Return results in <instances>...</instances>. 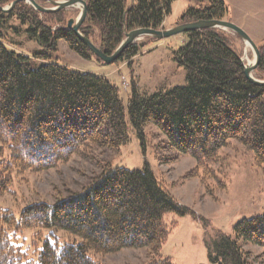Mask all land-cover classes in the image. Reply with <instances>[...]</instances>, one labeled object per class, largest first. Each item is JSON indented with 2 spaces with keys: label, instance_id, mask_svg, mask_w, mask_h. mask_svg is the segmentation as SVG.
Masks as SVG:
<instances>
[{
  "label": "trees",
  "instance_id": "16d2710c",
  "mask_svg": "<svg viewBox=\"0 0 264 264\" xmlns=\"http://www.w3.org/2000/svg\"><path fill=\"white\" fill-rule=\"evenodd\" d=\"M13 1L0 0V7ZM85 1L88 12L81 32L111 55L127 32L164 28L174 0ZM64 11L41 17L24 2L10 12L0 9V196L9 191L15 171H46L76 155L96 161L103 152L127 145L132 133L144 141L150 124L166 137L164 149L195 159V167L183 178L198 179L213 198L207 181L217 174L211 167L231 141L252 151L256 165L264 166V86L247 78L242 56L225 30L185 33L186 41L173 50V58L185 68L187 85L146 94L133 83L126 106L118 87L105 76L51 61L64 40L81 57L102 62L66 29ZM227 13L224 0H208L189 8L176 24L225 19ZM14 19L19 27L11 24ZM54 22L63 26H52ZM14 30L38 40L41 48L32 56L21 52L12 43ZM150 40L155 39L130 44L115 63L132 65ZM258 48L256 74L264 80V47ZM32 57L44 62L35 67ZM172 159L177 156L168 161ZM98 163L99 172L86 185L54 203L34 202L19 216L0 208V264H104L95 255L125 248L149 249L147 264H174L160 253L178 225L177 220L168 223L167 215L201 217L176 199L174 183L159 179L147 164L143 170H130L113 167L111 161ZM28 229L40 231L42 244H34V257L15 237ZM42 231H47L44 237ZM57 231L76 239L61 243ZM233 233L214 241L209 254L213 262L253 264L247 244L261 247L264 257V212L239 221Z\"/></svg>",
  "mask_w": 264,
  "mask_h": 264
},
{
  "label": "rangeland",
  "instance_id": "374dc122",
  "mask_svg": "<svg viewBox=\"0 0 264 264\" xmlns=\"http://www.w3.org/2000/svg\"><path fill=\"white\" fill-rule=\"evenodd\" d=\"M224 1L228 7L225 20L241 27L257 46L264 47V0ZM38 2L46 8L53 7L50 2L44 0ZM207 4L208 0H174L172 12L165 21V28L174 26L189 8ZM80 12L81 8L78 5L65 9L63 12L65 26L69 19H77ZM40 14L41 17L44 16L43 12ZM11 24L19 27L17 19L12 20ZM52 26L63 25L54 22ZM226 32L244 59V63H248V59L254 61L253 49L249 45L246 46L235 33ZM20 33L16 30L11 31L10 34L14 36L12 43L21 52L32 56L34 51L41 48L39 41L29 40L25 33ZM148 37L145 36L137 42L146 41ZM185 41V34L159 41H147L140 54L133 59L132 65H128L127 61L105 64L95 57L85 59L73 52L66 42L61 40L58 43V51L52 54L51 61L67 65L80 72L105 76L118 87L120 96L127 106L133 92V83H136L141 93L146 94L159 89L166 90L187 85L185 68L179 66L173 58V50L183 45ZM32 62L37 67L44 61L32 57ZM254 75L257 77L256 71ZM144 132V141L132 133L127 145L117 151L103 152L98 155L96 161L76 155L68 162L46 171L23 173L15 171L9 191L0 196V208L10 209L19 216L25 206L34 202L44 200L54 203L66 196L69 191L80 190L86 185L90 177L99 172V160L111 161L113 167L130 170H143L147 164L159 179L174 183L171 190L176 199L201 217L195 218L190 214L178 217L174 213L167 215L168 223L177 220L178 225L163 244L161 255L170 257L174 264H218L213 262L209 255L214 241L221 234L234 237L233 228L239 221L264 212V166L256 165L252 151L237 141H231L229 147L220 151L217 162L211 167L214 174H217L216 178L210 177L207 181V185L214 192L213 198L198 179L183 178L187 171L195 167L194 158L184 154L175 155L174 152L164 149L162 146L166 144V137L155 125H147ZM171 156H177V159L168 161ZM46 232H41L42 237L47 234ZM55 234L61 243L76 239L73 235L62 231H57ZM38 235L40 231L28 229L15 236L17 243L28 251L30 257H34V244L37 242L39 245L42 244V241H38L40 238ZM244 248L250 251L253 264H264L261 247L247 244ZM95 258L104 264H147L151 260L147 248H125L113 254L95 255Z\"/></svg>",
  "mask_w": 264,
  "mask_h": 264
},
{
  "label": "water",
  "instance_id": "95a60500",
  "mask_svg": "<svg viewBox=\"0 0 264 264\" xmlns=\"http://www.w3.org/2000/svg\"><path fill=\"white\" fill-rule=\"evenodd\" d=\"M39 0H15L8 7H0V9L4 12H10L17 3L25 2L32 5L37 11L43 13L50 12H58L61 10H65L71 8L75 5H78L81 8V12L77 19H69L66 29L75 33V35L105 64H113L119 60L122 56L124 50L132 43L137 42L141 38L145 36L152 37L155 40H163L172 36L185 34L190 31L201 30L206 28H218L226 31H231L238 35L240 39L245 43L246 46H250L254 53L255 59L253 64L244 63L245 67V75L247 78L254 82L259 86H264V80L259 79L254 75L260 60H261V52L257 46V44L253 41V39L243 30L241 27L236 25L235 23L225 20V19H212V20H200L193 22H185L181 24H176L170 28H162L159 30L152 28H139L132 30L126 33L124 40L115 50V52L111 55H107L103 52V50L95 44H93L82 32L81 27L87 17L88 5L85 0H44L46 2H50L53 7L46 8L39 4ZM245 56V55H244ZM244 62V59L241 58Z\"/></svg>",
  "mask_w": 264,
  "mask_h": 264
},
{
  "label": "bare ground",
  "instance_id": "6f19581e",
  "mask_svg": "<svg viewBox=\"0 0 264 264\" xmlns=\"http://www.w3.org/2000/svg\"><path fill=\"white\" fill-rule=\"evenodd\" d=\"M248 64H253V60L252 59H248Z\"/></svg>",
  "mask_w": 264,
  "mask_h": 264
},
{
  "label": "crops",
  "instance_id": "0c3cea01",
  "mask_svg": "<svg viewBox=\"0 0 264 264\" xmlns=\"http://www.w3.org/2000/svg\"><path fill=\"white\" fill-rule=\"evenodd\" d=\"M165 25V24H164Z\"/></svg>",
  "mask_w": 264,
  "mask_h": 264
}]
</instances>
